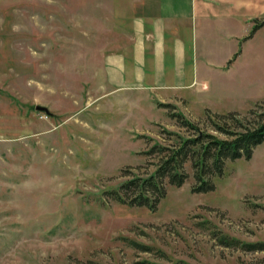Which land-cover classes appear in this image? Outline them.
Listing matches in <instances>:
<instances>
[{
	"label": "rangeland",
	"instance_id": "obj_1",
	"mask_svg": "<svg viewBox=\"0 0 264 264\" xmlns=\"http://www.w3.org/2000/svg\"><path fill=\"white\" fill-rule=\"evenodd\" d=\"M117 2L0 0V264H264V250L217 237L264 242V141L226 161L209 192L192 191L186 166L154 209L104 194L128 178L121 170L151 172L145 152L169 144L167 132L188 134L172 113L210 132L206 109L245 113L264 100V32L237 43L215 110L117 93L104 76L125 39Z\"/></svg>",
	"mask_w": 264,
	"mask_h": 264
},
{
	"label": "crops",
	"instance_id": "obj_2",
	"mask_svg": "<svg viewBox=\"0 0 264 264\" xmlns=\"http://www.w3.org/2000/svg\"><path fill=\"white\" fill-rule=\"evenodd\" d=\"M118 1L115 19L125 39L104 61L106 81L117 93L204 99L215 110L237 43L255 22L260 26L247 40L264 32V0Z\"/></svg>",
	"mask_w": 264,
	"mask_h": 264
},
{
	"label": "trees",
	"instance_id": "obj_3",
	"mask_svg": "<svg viewBox=\"0 0 264 264\" xmlns=\"http://www.w3.org/2000/svg\"><path fill=\"white\" fill-rule=\"evenodd\" d=\"M260 26L255 22L245 38L251 37ZM238 53L234 54V57ZM163 107L172 106L158 102ZM209 118L210 132L202 131L181 113H172L179 127L188 134L167 132L170 143L154 142L146 154L155 156L151 172L121 170L128 178L117 189L104 194L124 204L146 206L154 209L166 193L165 181L174 186L182 185L188 177L186 166L191 168L195 184L194 192H209L215 189L214 177L223 175L226 161L250 159L256 146L264 141V100L256 102L245 113L226 111L212 113L205 110ZM213 114L215 116H213ZM137 168V167H136ZM145 173V174H144ZM218 240L226 246H239L246 250H264V242H241L239 239L217 232ZM141 245L142 249L148 246ZM171 264H189L176 261Z\"/></svg>",
	"mask_w": 264,
	"mask_h": 264
},
{
	"label": "water",
	"instance_id": "obj_4",
	"mask_svg": "<svg viewBox=\"0 0 264 264\" xmlns=\"http://www.w3.org/2000/svg\"><path fill=\"white\" fill-rule=\"evenodd\" d=\"M35 109L38 110V111L45 112L46 114H50V111H49L48 108L45 107V106L36 105V106H35Z\"/></svg>",
	"mask_w": 264,
	"mask_h": 264
}]
</instances>
